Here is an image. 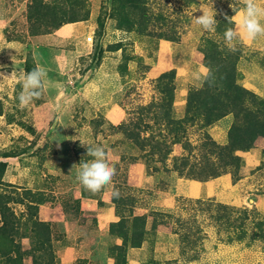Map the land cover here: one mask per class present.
<instances>
[{"label": "rangeland", "instance_id": "obj_1", "mask_svg": "<svg viewBox=\"0 0 264 264\" xmlns=\"http://www.w3.org/2000/svg\"><path fill=\"white\" fill-rule=\"evenodd\" d=\"M86 2V20L55 29L61 14L46 12V19L32 7L34 0H0V180L22 194L9 199L18 215L30 212L28 200L41 196L46 202L38 209L39 217L41 206L55 214L54 221H45L52 229L54 255L32 250L24 264H264V139L259 147L236 151L241 162L229 165L221 176L201 181L189 178L188 169L166 172L188 158V163L203 162L208 148H198L204 136L198 126L179 134L177 143L173 137L157 136L155 155L151 145L143 149L117 129L137 120L135 110L154 106L161 94L156 80L172 70V114L176 120L185 116L190 90L205 87L208 69L199 47L223 45L227 54L224 33L234 24L226 17L243 10L242 0H171L165 22L176 23L182 31L178 42L131 30L112 15V0ZM257 2L264 7V0ZM203 11L215 15V31L195 23ZM234 43L242 53L237 83L264 98V36ZM241 60L246 65L239 71ZM37 68L46 73L42 95L22 107L21 77ZM149 120L154 124L150 115ZM234 123L231 113L202 133L227 145L222 136L229 142ZM156 127L141 136L157 134ZM96 146L105 149L116 175L94 193L84 189L77 174L80 163L94 159L87 156V148ZM114 190L120 193L118 204L112 201ZM83 197L92 199L84 207ZM195 201L211 206L195 214ZM218 204L228 208L221 209L220 219ZM151 211L182 214L191 237L151 231L150 220L141 246L131 247L140 240L132 235L133 215ZM28 233L22 242L31 252L38 239L30 228ZM0 264L6 260L0 258Z\"/></svg>", "mask_w": 264, "mask_h": 264}, {"label": "trees", "instance_id": "obj_2", "mask_svg": "<svg viewBox=\"0 0 264 264\" xmlns=\"http://www.w3.org/2000/svg\"><path fill=\"white\" fill-rule=\"evenodd\" d=\"M34 0L32 7L38 10L43 18L48 19L47 13L61 14L55 21L57 27L64 24L86 20L89 9H87L86 0ZM114 2L112 15L117 20L126 21L128 27L144 36L165 39L178 42L182 35L176 23L165 22V11L172 8L171 0H112ZM183 1V0H182ZM190 6L189 2L186 4ZM43 21L45 19H42ZM101 17L98 20L101 25ZM178 28V29H177ZM213 43V42H210ZM205 45V44H204ZM204 45L199 47L200 53H203V64L206 66L207 75L204 88H193L190 90L186 104V113L183 118L176 120L173 117L176 91V73L175 70L165 72L160 75L156 84L160 87V97L156 98L154 106L144 111L142 107L135 112L138 118L132 122H124L117 126V129L126 137L135 140L138 145L144 149L151 145V155H155L157 146L160 143L156 140L157 136L173 137V143L178 142V135L189 131V126H198L199 130L204 132L207 126L212 125L217 120L233 113L235 123L229 130V142L227 145L217 143L208 133L200 138L198 148H208V152L202 153L203 162L188 163L182 161L180 167L167 168L166 172L173 170H187L189 178L206 181L217 178L222 175L223 170L229 165L240 163L241 158L236 155V151H248L252 148L259 147L261 140L264 139V98L252 92L237 83V62L240 58L241 49L238 47L235 52L226 47L227 54L224 53L223 45L221 48L212 46L205 49ZM223 51V53H222ZM209 81H214L210 86ZM149 115L155 119L151 124ZM158 126V133L151 134L149 137L141 136L149 132L152 126ZM134 126V127H133ZM190 152L192 151L189 144ZM187 146V145H185ZM205 146V147H204ZM213 146V147H210ZM169 152L167 151V154ZM215 156L216 159L210 160L209 156ZM168 157V156H167ZM167 157L163 158L165 162ZM167 165V164H166ZM180 172L181 175L183 173ZM10 191L5 190V187ZM6 188V189H7ZM22 195L17 191V187L5 184L0 180V258L6 260V264H24L25 255L32 254V250L40 251L42 255L51 250L52 255L54 246L52 242V229L50 225L40 217L38 209L41 204H45L44 197L28 200L26 206L30 212H25L24 216L18 215L14 209L9 207L10 196ZM42 195V194H41ZM131 200L135 197L130 196ZM112 201L118 204V199L112 196ZM208 201V200H207ZM195 201L191 207L195 214L199 211H208L211 205L205 207L210 202ZM206 209V210H204ZM217 218L221 209L227 210L226 206L217 205ZM28 213V214H27ZM37 214V215H36ZM151 220V231L166 230L177 234L180 238H190L191 232L188 229L186 221L182 214H174L162 211H151L149 214L139 216L133 215L132 218V235L140 236V240L134 242L131 247H140L144 234L147 233V225ZM124 223V219L121 220ZM115 225H112V231ZM29 228L38 239L36 248L27 252L23 247V239L29 238ZM191 229L192 226L190 225ZM50 244V246H49ZM36 251V252H37ZM33 263H36L37 257L30 256Z\"/></svg>", "mask_w": 264, "mask_h": 264}, {"label": "clouds", "instance_id": "obj_3", "mask_svg": "<svg viewBox=\"0 0 264 264\" xmlns=\"http://www.w3.org/2000/svg\"><path fill=\"white\" fill-rule=\"evenodd\" d=\"M242 3L245 7L240 13L230 18L226 17L229 23L234 24L233 28L227 29L224 33L225 44L232 52L237 50L235 41L252 42L258 37L264 36V24L261 23V19H264V7H261L257 0H242ZM214 17L215 15L210 14L208 11H203V14L195 17L194 21L202 30L213 32L217 24ZM210 75V73L206 75L205 79L207 80ZM45 76V71L37 68L21 77L22 91L18 96V100L22 107H26L40 98ZM209 83L212 86L214 81H209ZM87 156L94 159L78 165L77 180L84 189L94 193L99 192L112 181L116 175V168L109 163L106 151L102 146L88 147ZM112 195L118 199L120 193L118 190H114Z\"/></svg>", "mask_w": 264, "mask_h": 264}, {"label": "crops", "instance_id": "obj_4", "mask_svg": "<svg viewBox=\"0 0 264 264\" xmlns=\"http://www.w3.org/2000/svg\"><path fill=\"white\" fill-rule=\"evenodd\" d=\"M79 24V23H78ZM65 27V26H64ZM63 27V28H64ZM63 28H62V30H63ZM245 62H243V60H241L240 61V63H239V65H240V68H239V71H241V69L244 67V65H246V64H244ZM225 137L226 136H222V143H228V140H225ZM87 200H91L92 201V199H89V198H85V197H83L82 198V200H81V204H82V206L84 207L85 206V201H87ZM93 206H94V204H93ZM40 216H41V219L43 220V221H49V222H51V221H54V218L53 217H55V214H54V210H52L51 208H49V209H47V210H44L43 208H42V206H41V210H40ZM113 221V220H112Z\"/></svg>", "mask_w": 264, "mask_h": 264}, {"label": "bare ground", "instance_id": "obj_5", "mask_svg": "<svg viewBox=\"0 0 264 264\" xmlns=\"http://www.w3.org/2000/svg\"><path fill=\"white\" fill-rule=\"evenodd\" d=\"M212 134V133H211ZM218 135V134H217Z\"/></svg>", "mask_w": 264, "mask_h": 264}]
</instances>
